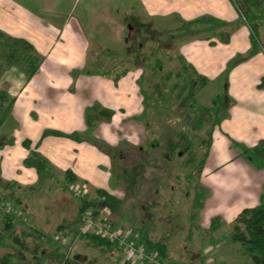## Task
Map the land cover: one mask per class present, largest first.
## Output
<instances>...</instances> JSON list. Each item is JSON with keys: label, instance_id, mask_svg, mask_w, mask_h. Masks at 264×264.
<instances>
[{"label": "rangeland", "instance_id": "obj_1", "mask_svg": "<svg viewBox=\"0 0 264 264\" xmlns=\"http://www.w3.org/2000/svg\"><path fill=\"white\" fill-rule=\"evenodd\" d=\"M80 8L82 5L74 9L75 17L80 14ZM253 14L257 15L258 21L264 18V5ZM248 18L252 20L251 16ZM138 20L129 17L121 31L116 28L111 31V47L108 48L111 51L107 52L110 57L101 54L105 50L101 45L93 46L90 53L93 58H88V65L98 58L102 59L103 64H95L90 76L106 77L115 84L119 82L115 80L116 75L125 68L129 69L128 74L137 76L124 82L121 89L111 91V102L119 111L123 109V114H126L124 110L128 114L134 113L140 108L141 99L137 93L141 87L145 88L152 96L146 93L150 97L147 105H152L148 124L136 118L122 121L125 118L122 115L113 122V116L109 122H103L112 124L109 125L110 133L103 134L107 140L100 136L103 133L100 127L102 123L92 130V135L86 133L83 136L86 141L98 153L100 151L98 154L89 148L78 147L83 156L90 159V168L94 169L93 177H88V181L83 177L86 175L77 177L71 170L69 172L77 179L70 182L66 178V170L59 167L54 181L36 184L34 190H20L19 204L10 193L2 197L3 191L0 190V234L6 233L7 217L11 215V232L18 238V241H13L9 236V245L0 247V260L10 256L12 263L16 264H130L118 250L94 246L78 235L80 198L63 190L68 187L73 192L78 190L86 198L98 199L97 190H107L110 195L119 198L120 204L114 209L98 208L96 215L116 228L131 232L139 241L141 231H144L150 240L165 242L170 248V259L177 264H256L252 257L243 253L240 243L231 240L233 223L221 222L220 228L208 230L198 226L197 219H191L195 191L207 194L196 183L194 167L205 151L202 141L207 138L211 126L208 116H204V127L194 130L192 117H189L185 107L191 101L186 97L189 87L178 76L182 69L176 58L183 43L181 40L193 41L198 38L195 35L176 38L156 22L139 23ZM262 22L258 23L259 36L264 45ZM114 53L116 56H111ZM156 58L162 63L161 68L155 66ZM149 65L153 70L148 68ZM22 70L12 66L0 79V92L6 93L10 100L20 98L23 93L26 77ZM108 71L112 73L108 74ZM219 85L217 81L197 90L194 95L196 102L211 107L213 98L220 92ZM18 126L15 118L9 115L0 126V142L11 139ZM92 138L101 146L94 143ZM188 139L193 140V152L186 148ZM171 144H177L180 149L173 152L170 150ZM106 146L110 149L108 153ZM71 151V145L64 146L61 154ZM192 153L195 163L191 160ZM81 171L84 173V170ZM192 172L194 178H190ZM0 179L4 180L2 177Z\"/></svg>", "mask_w": 264, "mask_h": 264}, {"label": "crops", "instance_id": "obj_2", "mask_svg": "<svg viewBox=\"0 0 264 264\" xmlns=\"http://www.w3.org/2000/svg\"><path fill=\"white\" fill-rule=\"evenodd\" d=\"M78 5L82 8L75 17L73 11ZM126 13L132 19H141L139 23L156 22L173 36L180 32L183 23L204 17L236 25L228 43L217 37L181 40L183 43L178 49V56L211 84L219 81L220 88L224 85L223 75L228 63L252 52L249 59L229 73L228 94L234 103L229 117L214 129L209 157L198 180L207 191L203 208L197 213L198 226L209 230L214 220H219L220 226L221 222L233 223L245 209L260 204L264 190V170H255L239 156L232 144L235 141L253 148L264 141V87H260L264 78V45L261 41V47L253 50L251 29L233 0H0V32L30 42L44 58L38 73L31 79L22 70L26 77L23 93L20 98L13 99L10 113L19 129L11 136L16 140L14 144L0 150L1 177L27 188L39 184L37 172L24 165L30 151L23 147V142L28 140L31 149L46 157L56 169L72 170L77 177L86 175L83 177L88 181L94 169L78 147L98 153L97 150L86 139L75 142L55 135L43 136L44 132H78L85 136L89 132L85 112L94 103L113 110V122L120 115L125 117L124 121L142 114L140 90L137 93L141 99L140 108L129 114L127 110L123 114V109L115 108L110 95L111 91L121 89L128 79L137 76L127 73L115 84L109 78L89 74L95 64H103L98 58L88 65V58H93L90 56L92 47L101 45L105 49L101 54L110 57L107 53L111 51L108 49L111 47L109 34L114 28L121 31L129 18ZM109 125L112 124L100 125L103 129L100 136L104 140L107 139L103 134L110 133ZM69 145L73 151L61 154L62 148ZM145 235L141 231L140 238ZM112 250L117 251L115 247Z\"/></svg>", "mask_w": 264, "mask_h": 264}, {"label": "trees", "instance_id": "obj_3", "mask_svg": "<svg viewBox=\"0 0 264 264\" xmlns=\"http://www.w3.org/2000/svg\"><path fill=\"white\" fill-rule=\"evenodd\" d=\"M234 5L241 13L244 21L249 25L251 29V44L253 50H257L261 47V39L259 36V22L264 21V18L258 21L256 14H253V11L259 9L264 5V0H233ZM248 16L256 19L255 22L250 20ZM253 22V23H252ZM259 23V24H258ZM263 23V22H262ZM234 24H226L212 17H204L197 19L193 22L183 23L180 28V32L174 35V37H183L185 35H195L198 39L210 40L213 37L219 38L223 43H228L230 41L231 33L236 29ZM252 55V52L247 56H237L232 61L228 63L227 69L223 75L224 85L220 88V92L213 98L212 106H201L199 105L194 95L196 91L204 89L211 84V81L207 78L201 76L192 65H190L182 56L177 55V61L181 67V71L178 76L181 78L189 87V92L187 94V99L191 100L185 107L189 112V117H192L193 128L194 130H201L205 125L204 116H208L210 121V130L207 131V138L202 141L205 145V151L202 154V158L198 161L197 165L194 167L196 173L197 181L199 184V178L203 172L204 165L209 157L210 148L213 141V132L214 129L219 126L222 121L229 117V109L234 103L233 100L229 97L228 94V77L230 71L238 64L249 59ZM156 60V67H162V63L159 59ZM42 57L37 53L35 47L26 40L13 39L6 36L3 32H0V78L6 70L12 66H18L23 68L28 79L34 77L42 64ZM153 62V61H152ZM148 68H151L150 65ZM153 70V68H151ZM129 72L128 68L121 71L120 74L116 75L115 80H119L123 75H126ZM112 72L108 71V74ZM117 74V73H116ZM143 78V76H142ZM260 87H264V78L261 82ZM141 93L143 97L144 109L142 114L136 118L137 121L141 123L148 124L152 110V105L149 107L147 105L148 98L152 97L145 88L141 87ZM148 93L149 96L146 94ZM14 105V100H10L6 93L0 92V126H2L5 121L8 119V116L11 113L12 107ZM114 116V112L110 109L103 107L102 105L96 103L93 106L86 109L85 118L88 127V134H91L98 127L99 124L103 122H109ZM55 135L62 138H67L75 142L85 141L81 133H62L56 131H45L43 136ZM92 135V134H91ZM93 142L98 144L99 147L101 143L96 142L92 138ZM15 142L13 138L7 140V142H0V148L6 145H12ZM233 146L238 150V154L245 161H247L255 170H264V141H261L257 146L249 148L243 144L232 142ZM106 145V144H103ZM25 148L30 151V156L24 161V165L28 168H33L38 175L39 184H42L48 180L55 179L56 167L42 154L31 149V143L26 141L24 142ZM106 152H110L108 146L105 147ZM170 150L176 152L180 149L177 144H171ZM186 148L189 151H192L194 148L193 140L188 139L186 141ZM114 151V150H113ZM193 152V151H192ZM191 160L195 163V155L192 153ZM1 177V170H0ZM66 178L72 181H76V178L69 171L66 172ZM190 178H194L193 172L190 174ZM35 187H24L17 182H7L0 179V190L3 191L1 196L6 193H10V196L19 204L21 203V196L18 194L20 190H34ZM63 190L67 191L70 194H73L68 187H64ZM194 197V210L192 214V219L197 218V213L203 208L205 194L198 193L195 191ZM98 199L84 198L79 201V211L81 213L80 223L82 222L84 212L87 210H93L95 214L98 213V208H111L114 209L117 205L120 204V199L110 195L105 190H97ZM7 231L6 233L0 234V247L8 246L7 239L9 236L13 241H18L17 237L14 236L11 232L12 230V216L7 217ZM220 227L219 220H214L211 225V229L215 230ZM234 232L231 235V240L235 243H240L242 251L244 254L252 257L256 264H264V190L261 195L260 204L251 209H245L233 222ZM14 236V237H13ZM89 243L94 246H98L103 249L112 250L114 245L108 242L106 239L100 238L98 236H83ZM141 241L147 246L148 249L157 251L165 264H174V260H171L169 257V248L165 242H156L150 240L146 235L141 239ZM10 260V261H8ZM0 264H16L12 263L10 256L6 259L0 260ZM177 264V263H176ZM180 264H186L184 262ZM191 264V263H189ZM193 264V263H192ZM201 264V263H194Z\"/></svg>", "mask_w": 264, "mask_h": 264}, {"label": "built area", "instance_id": "obj_4", "mask_svg": "<svg viewBox=\"0 0 264 264\" xmlns=\"http://www.w3.org/2000/svg\"><path fill=\"white\" fill-rule=\"evenodd\" d=\"M69 190L77 198H86L78 190L74 192L70 188ZM78 235L98 236L106 239L126 257L130 264H165L157 251L148 249L142 241L132 236L131 232L116 228L109 221L99 218L93 210L84 212Z\"/></svg>", "mask_w": 264, "mask_h": 264}]
</instances>
